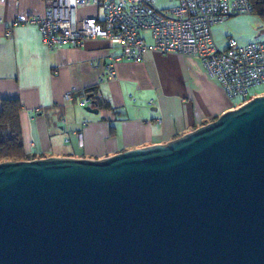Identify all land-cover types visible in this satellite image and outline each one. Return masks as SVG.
I'll return each instance as SVG.
<instances>
[{"label": "water", "instance_id": "1", "mask_svg": "<svg viewBox=\"0 0 264 264\" xmlns=\"http://www.w3.org/2000/svg\"><path fill=\"white\" fill-rule=\"evenodd\" d=\"M0 264H264V94L166 143L0 161Z\"/></svg>", "mask_w": 264, "mask_h": 264}, {"label": "crops", "instance_id": "2", "mask_svg": "<svg viewBox=\"0 0 264 264\" xmlns=\"http://www.w3.org/2000/svg\"><path fill=\"white\" fill-rule=\"evenodd\" d=\"M43 13L42 0H0V98L21 102L22 139L30 159H101L166 143L237 105L193 56L147 51L139 61L114 62L115 76L102 78L108 43L86 39L48 48L37 25L22 22ZM255 17L234 15L213 25L215 43L223 47L231 36L243 45L263 37L248 26ZM92 85L99 99L90 105L96 113L86 111L76 93ZM69 92L72 100L66 102Z\"/></svg>", "mask_w": 264, "mask_h": 264}, {"label": "built area", "instance_id": "3", "mask_svg": "<svg viewBox=\"0 0 264 264\" xmlns=\"http://www.w3.org/2000/svg\"><path fill=\"white\" fill-rule=\"evenodd\" d=\"M44 13L22 21L37 25L48 47L76 46L86 39L108 43L109 64L102 78L115 76L113 63L139 61L147 51L198 58L208 76L219 81L236 107L264 92L251 89L264 85V36L238 44L229 36L219 47L212 26L234 15L252 14L249 0H178L167 8L152 0H42ZM92 8L91 15H81ZM9 34V30L6 31ZM73 92L66 93L70 102ZM89 105L88 97L78 100ZM82 145L81 133L76 132Z\"/></svg>", "mask_w": 264, "mask_h": 264}, {"label": "trees", "instance_id": "4", "mask_svg": "<svg viewBox=\"0 0 264 264\" xmlns=\"http://www.w3.org/2000/svg\"><path fill=\"white\" fill-rule=\"evenodd\" d=\"M253 13L264 20V0H249ZM75 93V92H74ZM77 96L88 97L89 105L99 104L94 85L76 92ZM21 102L16 98H0V161L27 160L20 126Z\"/></svg>", "mask_w": 264, "mask_h": 264}, {"label": "rangeland", "instance_id": "5", "mask_svg": "<svg viewBox=\"0 0 264 264\" xmlns=\"http://www.w3.org/2000/svg\"><path fill=\"white\" fill-rule=\"evenodd\" d=\"M152 2L158 8H167L169 6H172V5L176 4L178 2V0H152ZM88 13H89L88 11L83 10V9L79 11V14H81V15L82 14L86 15ZM253 15H255L257 17L251 18L248 21V26L250 27V29L253 31V33L255 35L264 34V20H263V18L261 17L260 14H257L256 12L253 13ZM250 92L251 93L264 92V85L256 86V87L252 88ZM235 101L237 103L238 99H235Z\"/></svg>", "mask_w": 264, "mask_h": 264}]
</instances>
